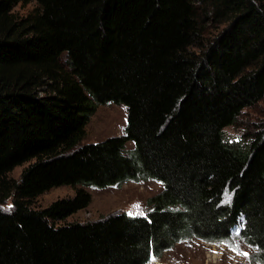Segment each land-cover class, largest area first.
<instances>
[{"label":"trees","instance_id":"16d2710c","mask_svg":"<svg viewBox=\"0 0 264 264\" xmlns=\"http://www.w3.org/2000/svg\"><path fill=\"white\" fill-rule=\"evenodd\" d=\"M263 97L264 0H0V264H146L191 236L264 264V121L223 135ZM107 103L123 133L82 143ZM140 178L161 183L145 215L66 221L81 186ZM62 185L73 195L31 205Z\"/></svg>","mask_w":264,"mask_h":264},{"label":"rangeland","instance_id":"374dc122","mask_svg":"<svg viewBox=\"0 0 264 264\" xmlns=\"http://www.w3.org/2000/svg\"><path fill=\"white\" fill-rule=\"evenodd\" d=\"M35 7V2L19 3L13 8V14L17 18L26 16ZM222 25H210L205 31L207 39L214 36L217 28ZM197 50V48H194ZM126 110L123 105L107 103L98 105L95 113L90 116L85 126V134L82 143L96 142L109 136L122 134L125 126ZM264 121V97L253 106L245 108L234 125L224 127L225 140H237L244 130L255 127ZM132 148V142L126 143V149ZM23 163L9 172L8 176L18 180L24 166ZM80 187V186H76ZM89 192L91 200L89 204L66 218V221H92L99 217L114 212L131 213L139 215L145 212L146 199L155 194L161 188V183L153 179L128 180L120 185L106 187L81 186ZM75 187L62 185L53 187L35 197L33 207H44L57 198L73 195ZM1 196V192H0ZM226 200L229 196L227 195ZM13 196L5 198L1 205L9 208ZM139 205L140 207H137ZM248 255L245 256L244 253ZM252 250L237 239L229 242L213 244L194 237L177 241L169 249L159 256H151L146 264H256L251 258Z\"/></svg>","mask_w":264,"mask_h":264},{"label":"snow or ice","instance_id":"6c2138e0","mask_svg":"<svg viewBox=\"0 0 264 264\" xmlns=\"http://www.w3.org/2000/svg\"><path fill=\"white\" fill-rule=\"evenodd\" d=\"M11 207H12V206L10 205V206H9V208H11ZM137 207H140V206H139V205H137ZM128 214H129V215H131V213H128ZM140 215H145V213H140ZM244 255H245V256H247V255H248V253H247V252H245V253H244Z\"/></svg>","mask_w":264,"mask_h":264}]
</instances>
